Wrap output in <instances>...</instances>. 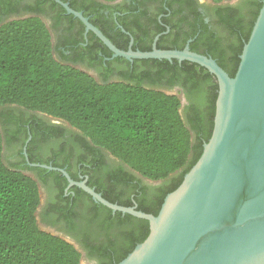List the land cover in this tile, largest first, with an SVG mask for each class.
<instances>
[{
    "label": "flooded vegetation",
    "instance_id": "af4514ba",
    "mask_svg": "<svg viewBox=\"0 0 264 264\" xmlns=\"http://www.w3.org/2000/svg\"><path fill=\"white\" fill-rule=\"evenodd\" d=\"M59 1L80 12L120 50L187 48L220 60L230 69L232 49L244 41L259 0ZM27 16H38L45 23L52 54L60 63L78 68L98 82L129 81L176 94L186 119L187 109L196 104L193 89L208 93L211 82L212 92L216 89L215 76L206 75L199 64L186 67L187 62L194 63L189 60L173 58L165 63L164 58L114 54L56 0H0V24ZM0 130L4 162L37 183L39 227L69 240L81 253L83 264H113L116 256L112 252L129 249L136 241L133 232L142 226L124 213L104 214L103 204L77 182L114 203L140 205L155 212L169 177L179 173L159 180L145 178L90 143L66 120L16 104L0 107Z\"/></svg>",
    "mask_w": 264,
    "mask_h": 264
},
{
    "label": "trees",
    "instance_id": "16d2710c",
    "mask_svg": "<svg viewBox=\"0 0 264 264\" xmlns=\"http://www.w3.org/2000/svg\"><path fill=\"white\" fill-rule=\"evenodd\" d=\"M261 4L262 0L256 2L244 41L232 49L231 68L217 61L230 76L235 74L239 54ZM186 65L198 66L189 62ZM202 69L212 77L205 67ZM215 88L213 93L211 82L208 93L198 87L193 89L196 104L187 109L190 110L186 119L176 94L129 81L98 82L88 73L57 61L52 54L48 28L38 16L0 24V107L16 104L62 118L90 143L150 180L165 179L179 172L169 177V186L159 198L157 211L137 207L147 213L157 214L165 195L181 183L200 156L213 127L217 84ZM2 145L0 130V264H79L81 253L71 242L39 227L37 183L4 162ZM103 197L114 203L106 195ZM102 207L104 214L112 213L110 208ZM124 215L141 221L142 227L132 234L138 242L126 251L112 252L116 256L113 264L122 260L149 232L147 220Z\"/></svg>",
    "mask_w": 264,
    "mask_h": 264
},
{
    "label": "water",
    "instance_id": "95a60500",
    "mask_svg": "<svg viewBox=\"0 0 264 264\" xmlns=\"http://www.w3.org/2000/svg\"><path fill=\"white\" fill-rule=\"evenodd\" d=\"M56 1L114 54L189 60L212 73L218 85L211 135L156 215L76 183L113 212L148 221L147 236L116 264H264V0L233 76L214 58L187 48L120 50L80 12Z\"/></svg>",
    "mask_w": 264,
    "mask_h": 264
},
{
    "label": "rangeland",
    "instance_id": "374dc122",
    "mask_svg": "<svg viewBox=\"0 0 264 264\" xmlns=\"http://www.w3.org/2000/svg\"><path fill=\"white\" fill-rule=\"evenodd\" d=\"M79 264H83V260L82 259H80V263Z\"/></svg>",
    "mask_w": 264,
    "mask_h": 264
}]
</instances>
